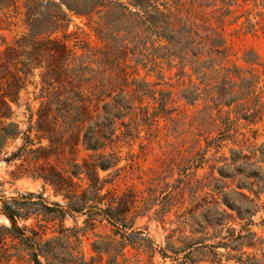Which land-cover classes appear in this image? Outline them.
<instances>
[{
	"label": "rangeland",
	"instance_id": "1",
	"mask_svg": "<svg viewBox=\"0 0 264 264\" xmlns=\"http://www.w3.org/2000/svg\"><path fill=\"white\" fill-rule=\"evenodd\" d=\"M52 1L61 6L68 21L38 37H54L64 44L67 54L60 64L69 83L51 87L48 96L41 94L46 54L32 60L24 73L17 72L22 87L17 99L9 102L10 117L0 118V126L11 120L19 129L14 137L0 140V209L4 203L16 202L20 212L27 213L17 219L25 234L34 231L40 242L53 240L59 253L66 244L63 234L77 231V240L68 237L69 245H75L74 256L86 264H264V188L252 191L262 183L252 185V190L239 186V170L225 174L224 168L245 161L244 169L257 177L264 174L260 150L264 144V0H149L165 14L171 11L170 28L180 25L178 18L186 25L194 21L200 34L213 32L223 43L222 56L209 53L207 47L192 56L198 62L213 59L209 67L202 66L203 80L189 65L180 68L179 58L170 54L179 44L146 28L141 18L147 13L143 15L136 0H107L88 15L66 7V3L75 7L88 0ZM24 2L0 6V57L5 47L16 48L17 39L28 32ZM40 10L45 17L56 9L47 5ZM104 54L109 60H103ZM242 77L253 79L252 92L239 85ZM183 91L195 94L194 98L185 97ZM119 92L132 107L114 118L113 134L96 151L78 141L59 154L50 149L47 134L37 129V110L51 94L85 108L77 113H85L83 120L73 122L78 137L88 125L102 120L103 106ZM229 98V103L224 102ZM141 109L144 118L138 121ZM254 110L257 113L250 115ZM74 114L69 110L68 119L74 121ZM56 115L52 110L44 120L54 136L67 137L69 132ZM96 155H110L113 161L106 169L96 167L101 186L96 206L105 208L110 200L120 198L126 203V210L117 213L126 223L119 232H115L119 224H110L103 214L91 216L96 208L68 212L62 219L42 212V204L66 202L41 176L44 167L51 165L69 175L72 191L80 194L88 181L81 172L70 174L71 163L92 161ZM225 199L249 212L238 215ZM1 225H9L2 212ZM63 228L67 229L60 231ZM131 229L142 231L152 241L151 248L133 246L120 235ZM101 240L121 247L120 251H96L92 244ZM13 244L18 246V240L7 237L0 249L12 253ZM26 253L19 249L0 264H31Z\"/></svg>",
	"mask_w": 264,
	"mask_h": 264
},
{
	"label": "trees",
	"instance_id": "2",
	"mask_svg": "<svg viewBox=\"0 0 264 264\" xmlns=\"http://www.w3.org/2000/svg\"><path fill=\"white\" fill-rule=\"evenodd\" d=\"M14 1L15 0H0V6L13 5ZM105 2H107V0H88L75 7H71L70 4L66 3V7L69 10H74L76 13L88 15L96 6L102 5ZM134 4L141 8L143 15L147 13L146 17L141 18L142 22H147V29L151 30L156 35L165 36L173 45L179 44L177 51H171L170 54L179 58L180 68L189 65V68L193 73L199 74L201 80L205 78V72L202 70V66L208 64L206 67H209L213 62V59L208 58L206 61L198 62L196 59H193L192 56L202 53L205 47H207L206 51L209 53H214L219 56L224 55L226 48L223 46L220 39L213 36V32L200 34L198 30L194 28V21H190V23L186 25L180 18H178L179 22H181L180 25L176 28H170V21L168 19V16L171 14L170 10L165 14L163 11H160L157 6L151 4L149 0H136ZM47 5L54 6L56 9L55 13L41 17L40 6L47 7ZM120 6L125 8L123 5ZM24 7V22L28 28V32L17 39L16 48L12 46L5 47L0 57V118L5 119L9 118L12 113L9 102L17 99L18 91L22 87V77L19 76L17 72L24 73V70L27 69L32 60H37L39 57L43 56V54H46L48 57L47 70L40 77V82L42 83L40 88L41 94L48 96L51 87H58L64 82L69 83L68 80H65L62 72L63 68L61 69V64L64 63L65 55L67 54L64 44L60 43L54 37L45 39L38 37L47 29L53 32L58 28L63 27L65 24H63L62 21H68L65 11L58 3H55L52 0H46L45 2H42V0H25ZM147 7L150 8L148 9ZM156 16H159L164 23H160L161 21L156 20ZM155 26L161 27V31L154 30ZM28 46L29 49H27ZM161 47L163 50H167V47ZM189 51L191 54L187 57L186 54ZM103 60H109L106 54H104ZM11 65L12 68H10ZM70 71L73 70L70 69ZM239 85L245 89L246 93L252 92L254 88V82L251 77L240 78ZM183 94L185 97H190V99H193L195 96V94H191L189 91H183ZM224 102L229 103L230 98ZM103 107L105 109V114L102 116V120H97L93 125H88L82 132V135L77 137L74 133V128L77 125L73 122H81L83 120L85 113H82V115H77V113L79 111L84 112L85 108L79 104L67 102L66 98L58 99L51 94V98L49 96L44 104H40L37 110V129L47 134L49 145H51L50 149H54V152L59 154L63 152L64 146H68L70 151L72 149L71 144H76L78 141H80L85 148L96 151L104 145L103 139L110 138L111 134H113L115 129L113 125L114 118L126 113L127 110L131 109L132 105L129 103V100L119 92L113 97L112 102L105 104ZM71 109L75 112L74 121L68 119V112ZM52 110L55 111L57 114L56 116L61 117L63 120V123L66 126V132H69L67 137H63V135L59 137L54 136L53 128H51V126H49L44 120ZM143 112V109H141L137 113L138 121L144 118ZM255 113H257V110L251 112L250 115ZM244 116L247 115L244 114ZM126 132L127 131H123L122 134H126ZM18 133V125L11 120L0 126V140L2 141L6 138L14 137ZM260 150L264 158V144H262ZM239 156V152L236 156H232L231 162L234 163ZM110 157V155H96L92 161L83 160L81 164L71 163V168L69 169L70 174L74 176L81 172L88 181V185L80 194H75L72 191V182L69 175H64L51 165L44 167L41 176L52 184L56 191H59L63 195L66 202L63 205L58 202H53L52 206L42 204L44 208L42 212L50 216L51 219H62L68 212H81L84 209H90L92 211L96 208V210H93L90 213L91 216H95L98 213L103 214L110 224H119V227L115 229V232H119L120 227L126 226V223L123 222L124 217L121 218L117 214L126 210L125 200L120 198L118 201H115L112 199L107 203L105 208L96 206V203L99 202L100 198L98 192L101 189L96 167L101 169L110 167L113 164ZM246 163L247 162L242 161L238 164H233L232 166H230V164H225L224 168L227 170L225 171V174H228L229 169L231 172L239 170L241 177L237 180V184L239 186L248 187L250 190H252V185L261 182L262 184L257 185L256 190H252L254 193H257L264 188V174L257 177L254 171L242 167V165ZM257 169L261 170L260 167H257ZM248 176H254L255 181H247L246 177ZM240 197L242 199L247 198L244 194H240ZM89 201H92L93 203L87 204ZM225 202L229 207L234 208L240 216L249 212L247 207L236 205L226 199ZM113 203L114 205H112ZM0 212H2L9 220L8 226H0V245L5 244V239L7 237L18 240V246L14 244L10 246L14 249V252L8 253L6 251L7 248L0 249V260H5L11 255L18 254L19 249H25L27 250L26 254L28 255L29 261H31V264H66L69 262L72 264H86L79 257L74 256L73 252L75 251V245H69L70 240H68V237L75 236L74 240H77V231L70 229L72 231H70L69 235L63 234L62 237H64L66 244L63 251L59 253L56 249L57 247L53 244V240L47 239L40 242L35 238L37 233L34 231H30V234H25V226H19L17 224V219L25 218L27 213L20 212L19 207L16 206V202L4 203ZM91 219L94 218L91 217ZM88 224L91 225L92 222L90 221ZM130 226L131 224L129 227ZM66 229L67 228H63L60 231H65ZM120 235L127 239V242L133 246H141L143 249L151 248L152 241L143 235L140 230L131 229L128 234L120 232ZM92 245L96 251L104 252L105 254H109L110 248H115L116 252H119L121 249V247H111L112 244L110 242L103 240L93 242ZM120 245L123 246L124 243L121 242ZM40 256L43 258V261L40 260ZM112 260V256H109L107 259L108 262H111ZM113 264L117 263L114 262Z\"/></svg>",
	"mask_w": 264,
	"mask_h": 264
}]
</instances>
